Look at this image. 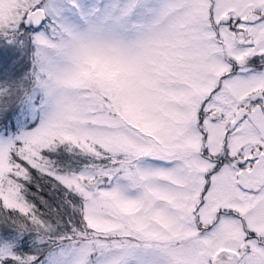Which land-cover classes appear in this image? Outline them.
Segmentation results:
<instances>
[{"label": "snow or ice", "instance_id": "snow-or-ice-1", "mask_svg": "<svg viewBox=\"0 0 264 264\" xmlns=\"http://www.w3.org/2000/svg\"><path fill=\"white\" fill-rule=\"evenodd\" d=\"M0 264H264V0H0Z\"/></svg>", "mask_w": 264, "mask_h": 264}, {"label": "trees", "instance_id": "trees-1", "mask_svg": "<svg viewBox=\"0 0 264 264\" xmlns=\"http://www.w3.org/2000/svg\"><path fill=\"white\" fill-rule=\"evenodd\" d=\"M33 191L36 192L37 196H43L44 199L49 200V202L52 203L53 197L49 195L50 190L47 187H45L42 191L38 189H33ZM36 203L38 206H40L39 200H36ZM53 206L55 207V205ZM41 210L46 211V209H44L42 206H41Z\"/></svg>", "mask_w": 264, "mask_h": 264}]
</instances>
